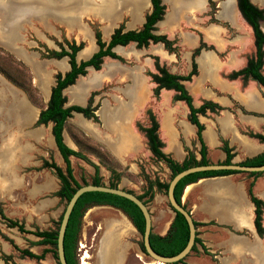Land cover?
<instances>
[{
    "label": "rangeland",
    "instance_id": "1",
    "mask_svg": "<svg viewBox=\"0 0 264 264\" xmlns=\"http://www.w3.org/2000/svg\"><path fill=\"white\" fill-rule=\"evenodd\" d=\"M228 1L161 0L164 15L155 25V33L172 42L171 50L160 43L140 49L130 43L121 50L123 57L116 54L121 61H103L99 71L87 70L85 76L77 79L76 86L63 92L67 105L84 106L91 95L101 119L93 123L72 114L65 121L62 139L83 157L70 159L75 180L79 186L91 184L96 166L102 185L115 184L141 195L153 234L164 231L173 218L163 189H155L161 199H151L159 201L149 199L155 183L167 184L171 174L149 152L137 126H148L151 114L163 124L165 137L169 136L172 121L181 124L182 135L188 136L183 125L188 122L183 110L174 108L171 91H159L154 98V85L148 74L155 73L157 64L172 74L184 76L195 63L197 75L184 86L197 99L205 80L212 73L216 75L223 63L232 66L239 59L252 56L249 30L240 17L236 19L237 10L234 16L231 14L235 9L229 8L230 3L226 7ZM250 2L264 12V0ZM134 3L139 6V0H0V214L22 224L26 231H55L65 205V200L56 195L59 182L52 170L41 166L42 160L62 165V170L64 164L57 160L49 131L37 128L34 122L39 110L47 104L42 88L52 87L54 75L64 71L67 60L42 59L41 55L73 43L88 49L86 57H80L79 53L76 56L77 60L86 59L96 50L95 30L107 41L113 29L127 30L138 25ZM150 10L149 5L142 12L143 21ZM261 30L264 32V19ZM199 45L202 49L195 54ZM228 73L219 71L223 78ZM90 130L95 137L89 135ZM232 238L230 234L214 233L211 243L222 242L228 253ZM37 241L39 238L33 235L8 228L0 217V264H57L54 247L35 245ZM253 243L255 259L250 264H264V252H260L264 241L255 238ZM14 248L35 255L45 253L41 260H33L21 256ZM141 248L140 235L119 211L101 206L84 210L74 249L76 264L152 261ZM213 250L209 255L192 251L179 264H248ZM84 254L88 258L83 262Z\"/></svg>",
    "mask_w": 264,
    "mask_h": 264
},
{
    "label": "trees",
    "instance_id": "2",
    "mask_svg": "<svg viewBox=\"0 0 264 264\" xmlns=\"http://www.w3.org/2000/svg\"><path fill=\"white\" fill-rule=\"evenodd\" d=\"M149 2L151 5V11L147 16H145L144 22L142 23L140 28L136 30H124L120 27L115 28L112 30V33L110 34L109 39L106 42L102 41L100 33L95 30L94 41L96 45V51L84 61L76 62L75 60L76 53L83 48L82 44L75 45L73 43H70L66 45V48L60 47L58 51L46 50V54L41 55L42 59L59 60L62 58H66L67 64L69 66V70L67 72L63 74L56 73L54 75V83L50 88V94L47 104L43 109L39 110L37 118L34 122V126H46L48 123L51 124L50 133L55 148L64 164V168L62 170L54 162L48 163L45 160H42L41 166H43V168L52 170L53 175L59 182V188L56 192V195L57 197L65 200V203L70 198L72 193L78 187H80L72 175V169L68 157L73 156L80 159H83V157L80 156L77 152L68 148L63 143V126L65 124V121L71 117L72 113H78L83 118L90 120L93 123H98V119L95 115L96 107H94L91 102V95L84 107L76 105H66V98L62 95V90L72 85L78 76L85 75L86 68H91L94 71H98L100 69L102 59L105 57L121 61L122 59L112 52V49L115 46H126L129 43H133L137 49H140L147 47L149 44L160 43L166 50H171L172 42L166 36L155 33V24L156 22L161 20L164 14V6L161 4L160 0H149ZM235 3L241 17L251 29L253 36L254 53L247 59L246 65L243 68L236 71H230L225 75L224 78L227 80L240 79L243 85L248 79H251L258 85H260V87L264 91V75L262 74L264 33L259 29V21H262L264 19V15L262 10L252 5L249 0H235ZM200 49H202V46L199 45V47L195 50V54H197ZM196 75L197 72L195 63H192L191 70L184 76L172 74L168 72L164 67H161L157 64H155V73L148 74L150 82L154 85L152 89V95L154 96V98H157L159 91L163 89L173 92L171 98L173 102L180 101L184 103L188 111L186 119L191 125L195 127V137L200 145L198 151V160H195L194 155L191 152H187L186 158L181 163H176L169 156L162 153L161 148L163 147V144L157 136L158 123L151 114L149 115V125L147 127L137 126V129L141 133H143L147 141L149 152L152 154V156L162 161L166 165L171 174L170 178L174 174L185 168L196 165H205L208 163L205 159V146L201 139V131L203 129V126L199 123L197 115H205L206 112L217 113L221 110V108L217 104L209 101H202L198 107H194L192 105L191 96L185 89L184 83L190 82L192 77ZM29 85L31 86V83ZM246 134L251 138L264 141V135L253 134L251 132H246ZM222 150L225 154V160L223 163H229L232 158V154H230V149L227 147L225 142H222ZM239 164L244 166L263 165L264 152L255 157L246 158ZM93 170V179L90 185H102L100 183V176L98 175L97 167L93 166ZM233 174L235 173L228 171H217L188 175L182 178L175 185L173 190L175 201L180 204V195L183 188L186 185L197 181L198 179ZM259 174L260 173H250L248 175L254 177ZM109 187L117 188L115 184H110ZM166 187L167 184L159 181L156 182L154 186L155 189H163L164 191L166 190ZM251 188L252 182H249L247 185V194L249 197V201L254 208L253 225L256 235L258 237H261L264 235V228L261 225V214L264 205L262 201L253 196ZM136 196L143 202V204H146V202L142 200L141 195ZM152 197L153 194H151L149 199L151 200ZM100 205H108L121 211L129 220L133 228L140 235L142 234V215L137 207L131 202L109 194L97 192L85 193L76 201L75 205L73 206L65 227L63 236V253L66 264H76L74 258V249L77 234L79 231L80 219L84 210L89 206ZM182 207L185 209L183 205ZM0 217L7 222L8 228H16V230L21 234H30L34 237L39 238V241L34 242L35 245H49L54 247L55 249L57 229L55 231H26L24 230L22 224L18 223L17 221L8 220L4 218L2 214H0ZM193 225L196 228L197 224L195 222H193ZM186 240L187 226L184 219L178 213H174L168 231L164 236L160 237L152 233L149 234V245L152 251L164 257H170L177 254L184 247ZM196 245L200 246L204 254H208L206 248L201 244L200 240L197 238V233L195 232L194 244L190 252L196 251ZM14 249L21 256L33 260H41L44 257L45 253V251H43L40 255H35L29 250H19L17 248ZM181 261L174 264H179L181 263Z\"/></svg>",
    "mask_w": 264,
    "mask_h": 264
},
{
    "label": "crops",
    "instance_id": "3",
    "mask_svg": "<svg viewBox=\"0 0 264 264\" xmlns=\"http://www.w3.org/2000/svg\"><path fill=\"white\" fill-rule=\"evenodd\" d=\"M231 2L233 0L228 1L226 7ZM143 3L139 6L134 3V14L138 20V25L127 28V30L138 29L143 23L141 14L149 7V2L145 0ZM234 9L235 12L231 13L233 16L236 13L235 5ZM9 31L11 33L12 29ZM122 49L123 47L116 46L113 51L123 57ZM106 60L113 62L109 58H104L103 61ZM209 60L211 64V58ZM218 63L221 65L220 61ZM244 64L245 58L239 59L232 66L223 63L222 67L218 68L216 75L212 73L210 79L205 80L204 85L201 87L200 96L197 99L191 97L194 107H197L202 101H209L221 108L215 114L206 113L204 116H197L199 123L203 126L201 139L205 146V159L208 163L224 162L225 154L222 150V142H225L230 149V154H232L230 162L233 163L242 162L246 158H252L264 152V141L251 138L246 134V132H251L264 135L263 89L251 79H248L243 85L240 79L227 80L219 75L220 69L225 74L243 67ZM67 69L68 67L66 66L64 71ZM185 89L189 93V88L185 87ZM165 92L169 93V91ZM173 106L175 109L180 107L184 114L187 113V108L183 102H174ZM96 112L95 114L101 121L99 114ZM86 122L88 123V121ZM169 123V132L167 133L169 136L165 137L162 132L163 124L159 120V138L163 143L162 152L176 163H181L186 158L187 152H191L195 160H198L200 145L195 137V127L189 123L183 124L188 129V136H185L182 135L181 124L177 125L173 121ZM38 127L50 132L51 125H40ZM64 132L65 124L62 130V137H64ZM89 135L95 137L94 131L90 130ZM64 144L73 150L65 142ZM114 156L116 158L119 157L117 154H114ZM71 158L69 157V161ZM57 160L62 162L59 154ZM58 166L62 167V165ZM249 182H252L251 191L253 196L262 201L264 205V173L254 177L240 173L201 178L186 185L180 195L181 204L185 207L193 222L197 224L195 232L198 233L200 231V234H197V238L207 251L211 253L213 246L216 245L211 243L212 234L215 233V236L230 234L233 238L232 246L228 253L222 242L216 245L213 251L230 254L235 260H243L248 264L255 259L256 251L253 249V241L255 238L258 239L253 225L254 208L247 194ZM153 199H161L160 192L153 190ZM261 225L264 228V207L261 214ZM165 231L166 229L156 234L161 236ZM259 240L264 241V237ZM195 248V252L202 253L200 246L196 245ZM260 252L263 253L264 249H261ZM189 264L193 263L189 262Z\"/></svg>",
    "mask_w": 264,
    "mask_h": 264
},
{
    "label": "water",
    "instance_id": "4",
    "mask_svg": "<svg viewBox=\"0 0 264 264\" xmlns=\"http://www.w3.org/2000/svg\"><path fill=\"white\" fill-rule=\"evenodd\" d=\"M217 171H228L234 173H263L264 164L260 166H244L239 163H207L205 165H196L192 167L185 168L178 173L174 174L167 182V187L165 190V197L170 210L174 213H178L184 219L187 226V240L184 247L175 255L170 257H164L156 254L152 251L149 245V234L151 231V221L150 215L146 206L137 198L136 195L129 193L120 188H111L105 185H84L78 187L66 201L64 208L61 212L60 220L58 223L56 231L55 240V256L58 264H66L64 253H63V236L65 227L69 218V215L75 205L76 201L85 193H103L109 194L116 197L123 198L137 207L143 218V232L141 234V244L143 248V254L149 257L152 261L161 264H174L183 260L190 252L195 238V227L193 225V220L191 219L189 213L182 207L181 204L175 201L173 196V190L175 185L184 177L202 172H217Z\"/></svg>",
    "mask_w": 264,
    "mask_h": 264
},
{
    "label": "flooded vegetation",
    "instance_id": "5",
    "mask_svg": "<svg viewBox=\"0 0 264 264\" xmlns=\"http://www.w3.org/2000/svg\"><path fill=\"white\" fill-rule=\"evenodd\" d=\"M148 2H149V0H148ZM160 2H161V0H160ZM234 2V5H235V7H236V3H235V0L233 1ZM249 2H250V0H249ZM251 3V2H250ZM162 4V3H161ZM252 4V3H251ZM149 5H150V2H149ZM163 5V4H162ZM253 5V4H252ZM255 6V5H254ZM150 8H151V5H150ZM258 8V7H257ZM258 9H260V8H258ZM236 10H237V7H236ZM261 10V9H260ZM151 11V10H150ZM262 12H263V10H262ZM150 13V12H149ZM164 15V14H163ZM263 15H264V12H263ZM241 18V20L246 24V26H247V28H248V30H249V34H250V37H251V39H252V47H253V36H252V32H251V29H250V27L247 25V23L243 20V18L241 17V15H240V13H239V11L237 10V17H236V19L238 20V18ZM144 22V21H143ZM159 22V21H158ZM158 22H156V24L158 23ZM261 23H262V21H259V29L261 30ZM155 24V25H156ZM142 25V24H141ZM141 27V26H140ZM139 27V28H140ZM130 30H136V29H130ZM261 32H263L262 30H261ZM264 33V32H263ZM110 36V35H109ZM109 39V38H108ZM103 41V40H102ZM108 41V40H107ZM104 42H106V41H104ZM130 44V43H129ZM128 45V44H127ZM126 45V46H127ZM96 46V45H95ZM116 47V46H115ZM114 47V48H115ZM119 47H125V46H119ZM113 48V49H114ZM263 48H264V46H263ZM113 49H112V52L114 53V51H113ZM83 50V48L81 49V50H79L77 53H76V55H75V60H76V62H79V61H84V60H86V59H88L89 57H90V55L92 54V53H90L89 55H88V57L86 58V59H83V60H77L76 59V56H77V54L80 52V51H82ZM96 51V50H95ZM94 51V52H95ZM93 52V53H94ZM253 53H254V47H253ZM115 54V53H114ZM253 55V54H252ZM251 56V55H250ZM249 56V57H250ZM248 57V58H249ZM105 58H107V57H105ZM248 58H245V64H244V66L246 65V61H247V59ZM62 59H65V58H62ZM110 59V58H109ZM59 60H61V59H59ZM67 60V59H66ZM103 60H104V58L102 59V63H101V65H100V67L102 66V64H103ZM263 61H264V52H263ZM243 66V67H244ZM67 67H68V69L66 70V71H64V72H58V73H60V74H63V73H65V72H67L68 70H69V66H68V64H67ZM243 67H241V68H243ZM241 68H239V69H241ZM91 68H86V70H85V72H87V70H90ZM239 69H237V70H239ZM91 70H93V69H91ZM100 70V69H99ZM98 70V71H99ZM94 71V70H93ZM232 71H236V70H232ZM94 72H97V71H94ZM85 75H86V73H85ZM85 75H83V76H85ZM83 76H78L77 78H76V80H75V82L77 81V79L78 78H80V77H83ZM75 82L72 84V85H70V86H75L76 84H75ZM54 83V82H53ZM53 86V85H52ZM70 86H68V87H70ZM260 86V85H259ZM68 87H66L65 89H63L62 90V95H63V92H64V90H66ZM51 88V87H50ZM161 90H163V89H161ZM160 90V91H161ZM164 91H169V90H164ZM170 92V91H169ZM49 94H50V89H49ZM49 94H48V97H47V101H48V98H49ZM192 99V98H191ZM177 102V101H176ZM201 104V103H200ZM199 104V105H200ZM66 105H67V101H66ZM76 106H80V105H77V104H75ZM198 105V106H199ZM85 106V105H84ZM84 106H81V107H84ZM197 106V107H198ZM97 110V109H96ZM96 112V111H95ZM187 113H188V111H187ZM187 113H186V116H187ZM206 113H209V112H206ZM205 113V114H206ZM72 114H78V113H72ZM212 114H215V113H212ZM38 115V114H37ZM80 115V114H79ZM96 115V114H95ZM97 116V115H96ZM197 116H204V115H197ZM36 118H37V116H36ZM97 119H98V116H97ZM186 121H187V119H186ZM188 122V121H187ZM158 123V122H157ZM189 123V122H188ZM48 124H50V123H48ZM190 124V123H189ZM51 125V124H50ZM144 127H147V125H145ZM51 128V127H50ZM50 133V132H49ZM50 136H51V133H50ZM157 136H158V138H159V123H158V130H157ZM51 138H52V136H51ZM63 140V139H62ZM159 140H160V138H159ZM197 140V139H196ZM52 141H53V139H52ZM161 141V140H160ZM64 143V142H63ZM163 144V143H162ZM53 145H54V142H53ZM54 147H55V145H54ZM56 149V148H55ZM57 151V150H56ZM161 151H162V148H161ZM58 153V152H57ZM163 153V152H162ZM59 154V153H58ZM166 155V154H165ZM60 156V155H59ZM69 157H72V156H69ZM69 157H68V159H69ZM61 158V157H60ZM70 162V161H69ZM63 163V162H62ZM240 163V162H239ZM58 166V165H57ZM59 167V166H58ZM169 171V170H168ZM235 174H240V173H235ZM244 174H246V173H244ZM73 175V174H72ZM74 177V176H73ZM160 182V181H159ZM153 190H155V188H153L152 187V191ZM156 191V190H155ZM152 199H153V197H152ZM141 201V200H140ZM142 202V201H141ZM150 202H152V200H150ZM143 203V202H142ZM180 204H181V202H180ZM145 205V204H144ZM182 205V204H181ZM101 207H109V208H112V209H115V208H113V207H111V206H108V205H100ZM146 206V205H145ZM147 208V207H146ZM170 209V208H169ZM115 210H117V211H119L118 209H115ZM148 210V209H147ZM125 218H126V216L121 212V211H119ZM149 212V211H148ZM172 212V211H171ZM173 213V216H174V212H172ZM173 219V218H172ZM172 221V220H171ZM171 223V222H170ZM170 223L167 225V228H166V231H165V233L163 234V235H157L156 233L154 234V235H157V236H160V237H162V236H164L165 234H166V232L168 231V228H169V225H170ZM131 224V223H130ZM133 227V226H132ZM136 231V230H135ZM137 232V231H136ZM138 233V232H137ZM150 233H152V230L150 231ZM256 233V232H255ZM139 234V233H138ZM153 234V233H152ZM140 235V234H139ZM264 237V235L263 236H261V237H258L257 236V238L258 239H262ZM140 238H141V235H140ZM141 247H142V244H141ZM143 249V248H142ZM207 250V249H206ZM203 253V252H202ZM207 253L208 254H205V255H209L210 253L207 251ZM204 254V253H203ZM56 262H57V260H56ZM58 264V263H57Z\"/></svg>",
    "mask_w": 264,
    "mask_h": 264
},
{
    "label": "bare ground",
    "instance_id": "6",
    "mask_svg": "<svg viewBox=\"0 0 264 264\" xmlns=\"http://www.w3.org/2000/svg\"><path fill=\"white\" fill-rule=\"evenodd\" d=\"M145 0H139V5H142V4H144L143 2H144ZM231 4V7H229L232 11H233V8H234V2H231L230 3ZM229 4V5H230ZM144 7V6H143ZM89 52H88V49L86 50H84V51H82L81 53H79V56L80 57H86V55L88 54ZM60 64V63H59ZM61 67H62V65H61ZM42 90H43V92H44V94H45V97L47 98L48 97V92H49V89L48 88H42ZM88 258V255L87 254H84V256H83V258H82V261L84 262V260L85 259H87ZM144 264H161V263H157V262H153V261H150V262H144Z\"/></svg>",
    "mask_w": 264,
    "mask_h": 264
}]
</instances>
